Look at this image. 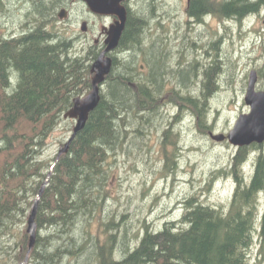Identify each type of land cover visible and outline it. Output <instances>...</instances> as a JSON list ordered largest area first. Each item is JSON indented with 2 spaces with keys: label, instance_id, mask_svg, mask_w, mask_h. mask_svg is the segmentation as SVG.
Returning <instances> with one entry per match:
<instances>
[{
  "label": "trees",
  "instance_id": "obj_1",
  "mask_svg": "<svg viewBox=\"0 0 264 264\" xmlns=\"http://www.w3.org/2000/svg\"><path fill=\"white\" fill-rule=\"evenodd\" d=\"M24 1L35 9L22 23L26 29L0 36V264H21L26 258L25 264H257L250 250L257 238L264 240V144L238 147L229 167L218 171L235 181L229 203L186 197L180 217H169L157 229L146 224L133 247L111 208L115 162L139 134L158 129L159 114L172 119L162 140L164 169L170 174L179 170L182 149L176 125L191 116L210 134V100L225 72L221 38L211 44L214 59L199 69L185 64L181 51L184 60L180 57L178 68L171 70L179 87L167 90L162 41L149 53V77L139 75L137 67L147 52L151 21L159 17L158 2L144 0L138 12L129 11L118 46L122 54L110 53L113 66L101 100L56 162L60 150L47 157L49 140L63 122L70 126L66 142L71 138L76 122L64 114L77 96L92 90L91 67L105 46L94 42L78 49L74 38L57 29L63 0ZM5 8L0 0V12ZM262 12L264 0H190L187 6V15L198 23L212 16L242 23ZM259 75L264 79V68ZM191 85L197 86L195 94ZM166 105L174 112L165 113ZM50 171L30 250L28 218Z\"/></svg>",
  "mask_w": 264,
  "mask_h": 264
},
{
  "label": "rangeland",
  "instance_id": "obj_2",
  "mask_svg": "<svg viewBox=\"0 0 264 264\" xmlns=\"http://www.w3.org/2000/svg\"><path fill=\"white\" fill-rule=\"evenodd\" d=\"M5 2V11L0 12V36L10 37L26 29L22 23L26 22L27 14L35 9L25 4L24 0ZM62 2L65 6L61 4L64 7H58L55 18L60 32L64 31L67 36L74 38L78 49H83L86 43L103 42L102 30L112 22L110 18L93 13L81 0ZM157 2L159 17L151 21L144 46L146 48L153 39L163 38L159 40L163 42L160 56L164 66L169 67L166 70L169 74L163 77L167 90L179 87V80L174 78L171 70L178 68L180 57L183 59L181 51H185L184 63H192L199 69L214 59L216 50L212 49L211 44L221 38L219 53L225 72L220 88L210 100L208 124L212 128L208 131L228 134L238 117L250 112L245 95L252 70L258 72V89L264 90V79L259 75V69L264 68V12L242 23L213 16L208 17L206 22L198 23L187 15L188 0ZM143 3L145 4L144 0H139L134 11L138 12ZM62 8L68 10L64 18L59 16ZM158 18L161 19L160 22ZM83 21L88 22L87 31L82 30ZM149 53L150 51L141 54L137 63L138 74L146 77L149 74L145 70L151 65ZM120 54L122 53H115ZM191 87L195 94L197 86ZM166 99L169 101L168 97ZM164 108L165 113L174 112L171 105ZM158 116L159 120L155 121L158 129H152L149 134L147 131L144 135H137V138L128 143V151L122 153L114 164V198L111 208L119 220H122L123 234L126 232L124 228H127L126 241L132 247L142 236L146 224L150 229H157L169 217H180L186 197L198 195L203 202L221 205L229 203L235 188L233 177L222 175L218 171L229 167L237 147L228 140L216 141L209 133L202 132L196 119L191 116L185 117L175 127L174 134L178 138L180 136L182 148L178 161L179 170L176 174L167 172L164 169L162 140L165 125L172 119L168 115L165 119L160 114ZM69 127L68 123L65 125L63 122L55 130L49 140L47 157L54 158L59 152L62 140L66 142L71 134ZM173 147L169 150H173ZM250 166L251 163L246 166L248 175L252 173ZM250 259L254 263L264 264L263 239H256L250 250Z\"/></svg>",
  "mask_w": 264,
  "mask_h": 264
},
{
  "label": "water",
  "instance_id": "obj_3",
  "mask_svg": "<svg viewBox=\"0 0 264 264\" xmlns=\"http://www.w3.org/2000/svg\"><path fill=\"white\" fill-rule=\"evenodd\" d=\"M81 1H83L93 13L108 16L113 15L117 17V20L107 28V37L105 38L106 47L92 64V90L84 96H77L74 99V106L64 114L65 118H73L76 123L71 138L65 143V146L60 149L56 162L58 161L60 155L67 150L76 133L84 128L90 112L98 106L101 100L102 85L104 84L107 75L111 72L113 66V60L109 53L118 47L123 31L125 30L128 15L127 8L123 4L127 0ZM66 14V10L63 9L59 13V16L60 18H64ZM81 26L83 31H87L88 22L83 21ZM257 85L258 72L257 70H252L249 76L245 95V102L250 106V112L242 113L228 134H215L211 131L210 136L214 140H228V142L237 148L249 146L254 143L261 145L264 144V90L258 89ZM56 162L53 163L52 169L54 168ZM51 174L52 171L49 172L47 180L41 187L28 218L27 232L30 234V250L33 248L36 239L37 226L35 219L39 200L44 192L45 186L49 182ZM27 260L28 258H26L25 262L21 264H25Z\"/></svg>",
  "mask_w": 264,
  "mask_h": 264
},
{
  "label": "flooded vegetation",
  "instance_id": "obj_4",
  "mask_svg": "<svg viewBox=\"0 0 264 264\" xmlns=\"http://www.w3.org/2000/svg\"><path fill=\"white\" fill-rule=\"evenodd\" d=\"M139 2V0H127V1H125L123 4L126 6V8H127V11H128V13H129V11L130 12H135L134 11V8H135V5L137 4ZM63 5L65 6V3H63ZM61 6V5H60ZM64 6H61V7H64ZM66 10V12H67V14H68V10L66 9V8H62V10ZM61 12V11H60ZM95 14H97V13H95ZM97 15H100V16H107L108 18H110L111 20H112V22L109 24V26L111 25V24H113V23H115V21L117 20V17L116 16H108V15H101V14H97ZM127 19H128V15H127ZM126 24H127V21H126ZM109 26H104L103 27V30H102V36H104V40H103V44H104V46L106 47V44H105V38L107 37V28L109 27ZM125 28H126V26H125ZM161 39H163V38H161ZM161 39H157L158 41L159 40H161ZM157 40H155V39H153V40H151L150 41V43L148 44V46L146 47V49H147V51L149 52V51H151L152 50V47H155V45L157 44L156 43V41ZM119 46V45H118ZM105 49V48H104ZM103 49V50H104ZM118 53L119 52V50H118V47L115 49V50H113L112 51V54L113 53ZM109 55H110V53H109ZM150 65V64H149ZM141 68H144V65H141ZM150 69H151V66H148V68H147V70H145L149 75H150Z\"/></svg>",
  "mask_w": 264,
  "mask_h": 264
},
{
  "label": "bare ground",
  "instance_id": "obj_5",
  "mask_svg": "<svg viewBox=\"0 0 264 264\" xmlns=\"http://www.w3.org/2000/svg\"><path fill=\"white\" fill-rule=\"evenodd\" d=\"M62 10V9H61ZM66 152V151H65ZM33 208V207H32Z\"/></svg>",
  "mask_w": 264,
  "mask_h": 264
}]
</instances>
